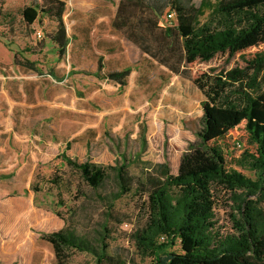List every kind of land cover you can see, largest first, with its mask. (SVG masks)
Masks as SVG:
<instances>
[{
	"label": "rangeland",
	"instance_id": "rangeland-1",
	"mask_svg": "<svg viewBox=\"0 0 264 264\" xmlns=\"http://www.w3.org/2000/svg\"><path fill=\"white\" fill-rule=\"evenodd\" d=\"M37 1L0 0V74L17 76L13 67L4 64L17 63L15 57L44 64L43 77L54 87L43 100L53 104L59 97L60 106L57 113L47 106L55 114L50 116L46 106L42 114L40 109L35 115L32 109L20 110L18 119L28 118L26 126L19 122L11 131L9 104L0 94V264H57L52 245L43 237L67 227L93 243L104 240L108 254L121 264H151L153 258L143 256L131 240L144 220L146 197L134 189L112 206L115 184L92 189L63 155L104 166L116 165L126 156L129 171L137 177L147 163L167 162L176 174L182 156L200 144L197 132L204 97L190 80L152 64L127 42L113 41L110 10L100 18L102 9L72 10L68 1V32L80 44H70L60 57L48 38L55 22L44 18V26L37 22L29 27L22 19L23 8ZM202 1L194 0L198 6ZM214 5V0L208 1L202 21ZM37 31L42 32L41 39L36 38ZM100 59L110 66L140 65L142 71L121 87L95 76ZM241 65L237 58L219 55L198 67ZM237 169L255 178L251 170ZM214 195L216 228L221 234L230 233L232 215L238 213L233 192L215 186ZM166 251L182 250L177 244ZM68 256L66 264H97L89 253L69 252Z\"/></svg>",
	"mask_w": 264,
	"mask_h": 264
},
{
	"label": "trees",
	"instance_id": "trees-1",
	"mask_svg": "<svg viewBox=\"0 0 264 264\" xmlns=\"http://www.w3.org/2000/svg\"><path fill=\"white\" fill-rule=\"evenodd\" d=\"M208 1L198 6L194 0H121L113 21V28L141 52L190 80L204 97L200 144L182 156L178 172L167 162L147 163L137 177L126 156L104 166L63 155L92 189L115 184L112 206L134 189L146 197L144 220L131 240L143 256L153 258L151 264H264V0H214L202 21ZM65 10V0H39L21 12L29 27L37 22L44 26V18L55 22L48 38L60 57L71 42ZM169 13L174 19H166ZM219 55L237 58L242 65L198 67ZM15 60L38 71L30 60ZM98 63L96 74L103 70L102 59ZM131 72H110L103 78L126 87ZM237 168L251 170L255 178ZM215 186L233 192L238 213L232 215L233 231L227 234L216 228ZM43 238L52 245L57 264H66L69 252L89 253L97 264H121L108 254L104 240L93 243L68 227ZM177 244L181 252L166 251Z\"/></svg>",
	"mask_w": 264,
	"mask_h": 264
},
{
	"label": "crops",
	"instance_id": "crops-1",
	"mask_svg": "<svg viewBox=\"0 0 264 264\" xmlns=\"http://www.w3.org/2000/svg\"><path fill=\"white\" fill-rule=\"evenodd\" d=\"M68 1L70 3L72 10L90 11L92 10L93 7L102 9V11L99 14L100 18L106 17L107 11L110 10L112 17H111V33L109 34V37L113 41L127 42L129 45L136 48L140 52V54H142L143 56H147L146 54L141 52L139 48H137L134 44H132L129 40H127L119 31L113 28V21L116 17L117 9H118V6L121 0H115V1L113 0L114 2L112 3V6L109 5L108 0H65L66 10H65V15H64V20H65L66 12L68 10V3H67ZM66 26H67V23H66ZM67 31H68V28H67ZM68 36L71 42H73V44L70 42L71 45L74 46V44H77V45L80 44V42L77 40L78 37L76 35H75V38L77 39L75 40H72L69 32H68ZM152 62H155L152 64H158L154 60ZM4 64L13 67L16 71L15 74L17 75L16 77H10V76L4 77L0 74V94L2 95V97H4V100H6L9 104L8 121L11 126V131H14L15 126H17L19 122L21 125L26 126V121L28 118L21 117V119H18V116L20 114L19 112L22 109H27V108L32 109L33 110L32 114L35 115L36 113L35 110L40 109L41 110L40 114H42L43 113L42 108L43 106H46L47 116H50V114H53V113H57L56 109L59 108L60 106L59 97H57L53 101V104H50L49 102H45L43 100L45 97H49V92L54 87L51 81L43 77L44 73L41 71V69L45 67L44 64L35 63V66L38 69L37 72L31 69L22 67L18 65L17 63H4ZM102 65H103V70L99 72V74H96L98 72L99 63H97V69L94 70L95 76L97 78L98 77L103 78L107 73H110V72H119L125 69H131L132 72H131V75L127 78V83L134 74H139V71H142V68H141L142 66L140 65L136 66L135 64L123 65L121 63V64L110 66L102 62ZM53 99L54 97L51 100ZM61 102L64 103V100L62 99ZM47 106L53 108L52 109L53 113L49 111ZM0 107H1V104H0ZM31 120H33V118H31Z\"/></svg>",
	"mask_w": 264,
	"mask_h": 264
},
{
	"label": "built area",
	"instance_id": "built-area-1",
	"mask_svg": "<svg viewBox=\"0 0 264 264\" xmlns=\"http://www.w3.org/2000/svg\"><path fill=\"white\" fill-rule=\"evenodd\" d=\"M166 19L168 20H172L174 19V13H169L167 16H166ZM43 37V34L41 31H37L36 32V38L38 39H41ZM162 241H164V237H162Z\"/></svg>",
	"mask_w": 264,
	"mask_h": 264
}]
</instances>
